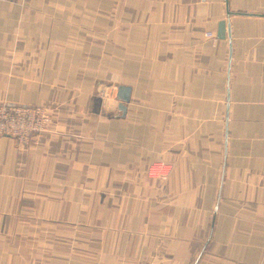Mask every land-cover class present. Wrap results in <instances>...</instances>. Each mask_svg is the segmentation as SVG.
I'll list each match as a JSON object with an SVG mask.
<instances>
[{
  "label": "crops",
  "instance_id": "crops-1",
  "mask_svg": "<svg viewBox=\"0 0 264 264\" xmlns=\"http://www.w3.org/2000/svg\"><path fill=\"white\" fill-rule=\"evenodd\" d=\"M0 103V264H264V0H0Z\"/></svg>",
  "mask_w": 264,
  "mask_h": 264
},
{
  "label": "built area",
  "instance_id": "built-area-1",
  "mask_svg": "<svg viewBox=\"0 0 264 264\" xmlns=\"http://www.w3.org/2000/svg\"><path fill=\"white\" fill-rule=\"evenodd\" d=\"M205 36L215 44L216 35L206 32ZM52 116L42 106H22L0 103V136L14 138L20 146H28L36 138L51 131ZM173 171L168 161H156L148 165L146 177L153 180H166Z\"/></svg>",
  "mask_w": 264,
  "mask_h": 264
},
{
  "label": "water",
  "instance_id": "water-1",
  "mask_svg": "<svg viewBox=\"0 0 264 264\" xmlns=\"http://www.w3.org/2000/svg\"><path fill=\"white\" fill-rule=\"evenodd\" d=\"M220 25L222 26L223 23H220ZM116 96L120 102H127L130 97V88L127 86L118 87ZM119 108L124 112L125 107L122 104H120Z\"/></svg>",
  "mask_w": 264,
  "mask_h": 264
}]
</instances>
